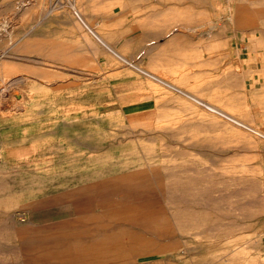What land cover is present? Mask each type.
Masks as SVG:
<instances>
[{"label":"rangeland","instance_id":"374dc122","mask_svg":"<svg viewBox=\"0 0 264 264\" xmlns=\"http://www.w3.org/2000/svg\"><path fill=\"white\" fill-rule=\"evenodd\" d=\"M49 3L115 54L0 80V264H264V0Z\"/></svg>","mask_w":264,"mask_h":264},{"label":"crops","instance_id":"0c3cea01","mask_svg":"<svg viewBox=\"0 0 264 264\" xmlns=\"http://www.w3.org/2000/svg\"><path fill=\"white\" fill-rule=\"evenodd\" d=\"M50 6L49 0H0V80H32L38 70L81 69L82 62L88 69L97 67L96 54L107 50L89 23L100 20L90 14L81 20ZM249 64L250 70L264 69V60Z\"/></svg>","mask_w":264,"mask_h":264},{"label":"bare ground","instance_id":"6f19581e","mask_svg":"<svg viewBox=\"0 0 264 264\" xmlns=\"http://www.w3.org/2000/svg\"><path fill=\"white\" fill-rule=\"evenodd\" d=\"M76 16H78L77 18L78 19H81L82 20V16L79 14V12H76ZM89 29H90V31L95 35L94 37H96L97 38V40H98V42L100 41L103 45H105L106 46V48L107 49H109V51L111 52L112 51V53H113V49L110 47V46H108L107 44H106V42L101 38V37H99L94 31H92V29L89 27ZM88 29V30H89ZM174 31H176V30H174ZM92 36V35H91ZM170 36V33H168V35H166L165 37H169ZM153 44H155V41H153V42H149V43H147L146 45H145V48H150V46H152ZM155 48V47H154ZM147 52V51H146ZM113 54H115V53H113ZM143 54H145V51H143V53L141 54V55H143ZM141 55H140V57H141ZM118 59H119V57H118ZM120 59H122V60H125V58L124 57H122V56H120ZM125 63V62H124ZM147 74V73H146ZM153 77V76H152ZM156 79V78H155ZM157 80V79H156ZM159 81V80H158ZM157 81V82H158ZM161 82V81H160ZM162 83V82H161ZM6 92H7V88L5 87L3 90H2V94H6ZM193 100H195L196 102H200V101H198V99H195V98H193ZM205 106V105H204ZM209 108V107H208ZM212 110H214V111H217V112H220L219 110H217L216 108L214 109V108H212V107H210ZM211 109H208V110H211ZM213 111V112H214ZM216 112V113H217ZM215 113V112H214ZM219 114V113H218ZM220 114H222V113H220ZM227 118V117H226ZM229 118V117H228ZM235 122V121H234ZM135 235V234H134ZM124 236V235H123ZM137 237V236H136ZM124 243V242H123ZM132 243H133V241H132ZM126 246V245H125ZM130 247V246H129ZM199 250V249H198ZM182 251V250H181ZM212 258V257H211ZM220 260V259H219Z\"/></svg>","mask_w":264,"mask_h":264}]
</instances>
